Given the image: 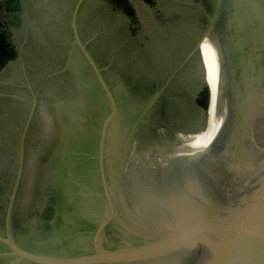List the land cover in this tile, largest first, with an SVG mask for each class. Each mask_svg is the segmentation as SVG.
Listing matches in <instances>:
<instances>
[{
    "label": "water",
    "instance_id": "obj_1",
    "mask_svg": "<svg viewBox=\"0 0 264 264\" xmlns=\"http://www.w3.org/2000/svg\"><path fill=\"white\" fill-rule=\"evenodd\" d=\"M85 1L75 0L69 25L99 84L101 104L94 125L73 131L93 157L78 159L83 153L77 151L51 174L53 208L37 240L13 233L34 95L6 195L0 264H264V0H213L223 20L214 35L224 123L211 147L174 157L169 150L176 140L164 147L138 145L157 96L141 110L124 106L80 37L77 21ZM208 106L209 96L207 114Z\"/></svg>",
    "mask_w": 264,
    "mask_h": 264
},
{
    "label": "flooded vegetation",
    "instance_id": "obj_2",
    "mask_svg": "<svg viewBox=\"0 0 264 264\" xmlns=\"http://www.w3.org/2000/svg\"><path fill=\"white\" fill-rule=\"evenodd\" d=\"M74 2H53L55 9L49 15L56 41L47 40L48 46L43 49L38 39L29 34L25 46L15 47L14 61L24 64L28 77H24L28 97L35 95L37 109L45 111L48 120L45 129H41L34 113L25 130L26 145L33 142L38 150L33 156L30 201L22 207L19 190L12 228L16 236L29 241L37 240L48 228L54 200L51 174L81 152L78 159L93 157L91 149L85 147L84 137L73 131L79 125L90 128L88 122L94 125L96 107L101 104L99 84L93 81L71 36L69 18ZM35 17V21H40L38 13ZM77 22L81 39L87 42L109 86L121 94L125 107L130 103V107L141 110L157 96L147 113V123L138 134V145L164 147L176 140L177 130L195 131L206 125L198 133L182 134L188 138L202 137L211 130L214 99L204 42L210 37L218 47L214 34L223 26L213 0H86ZM207 31L199 49L197 44ZM0 91L9 92L4 99L5 109L11 114L8 116L17 121L26 112L28 115V98L18 93L19 87L0 86ZM9 138L10 131L0 124V228L4 225L6 195L16 169V161H11L14 157L9 155L14 148L12 143L7 145ZM67 141L72 142V147H68ZM10 166L14 171L9 174L6 170Z\"/></svg>",
    "mask_w": 264,
    "mask_h": 264
},
{
    "label": "rangeland",
    "instance_id": "obj_3",
    "mask_svg": "<svg viewBox=\"0 0 264 264\" xmlns=\"http://www.w3.org/2000/svg\"><path fill=\"white\" fill-rule=\"evenodd\" d=\"M1 1L2 0H0V6ZM52 1L53 0H4L5 5L2 6L4 10H1L0 8V24L2 25L4 30H6L10 39V43L12 44L14 49L15 47L25 46L26 38L29 34L38 39L37 41L41 43L43 49L45 48V46H48L46 42L47 40L56 41L57 36L54 31L52 32V29L50 28L52 21L49 14L51 12L53 13V10L55 9L53 2H55L56 0H54L53 2ZM31 7L34 11V16L30 15ZM33 11L31 12V14L33 13ZM40 11H43L44 14H39L41 13ZM37 13L40 17V21H35V14ZM47 32H49V34H47ZM14 60L8 63V65L6 66L7 68L0 71V86H2L4 89L6 87L8 89H16L17 87H19L21 92L18 93L28 98V102L25 104V107L27 108V111L29 113L33 98H31L30 96L28 97L29 93L26 89L27 84L24 80V77L26 76L25 66L24 64H21L20 62H16ZM8 93H6V91H0V124L5 125V127L11 133V139L9 138V140L7 141V145L12 143L14 148L12 149V152H9V155L15 158H12L11 161H17L20 135L22 132L21 128L26 121L27 112L20 119L18 118L17 121L8 116L11 114L5 109L6 106L4 105V99L6 98ZM34 113L36 115V121L41 126V129H45L46 125H48L46 112L41 108H39L38 110L37 107H35ZM24 148L26 150V159L24 160V173L18 198L19 203L22 207H24V205H26L27 202L30 201V199L28 200V198L30 196V187L33 179V156L36 150H38L33 142H29L26 145L25 141ZM7 171H9L10 174L12 171H14V169L10 166V169L6 170V172Z\"/></svg>",
    "mask_w": 264,
    "mask_h": 264
},
{
    "label": "bare ground",
    "instance_id": "obj_4",
    "mask_svg": "<svg viewBox=\"0 0 264 264\" xmlns=\"http://www.w3.org/2000/svg\"><path fill=\"white\" fill-rule=\"evenodd\" d=\"M204 43L211 67V86L213 90L214 99L212 110L213 126L211 130H209L202 137L188 138L180 133H176L175 139L178 145H175V147L169 150V153L173 155L172 157L196 155L206 150L216 142V139L218 138V135L220 134L223 127L225 113L221 104V99L223 95V84L220 51L216 45V42L210 37H207Z\"/></svg>",
    "mask_w": 264,
    "mask_h": 264
},
{
    "label": "trees",
    "instance_id": "obj_5",
    "mask_svg": "<svg viewBox=\"0 0 264 264\" xmlns=\"http://www.w3.org/2000/svg\"><path fill=\"white\" fill-rule=\"evenodd\" d=\"M4 2V0H3ZM1 2V10H4L2 6L5 5ZM16 57V52L12 44L10 43V39L6 30L3 29L0 24V70L10 61L14 60Z\"/></svg>",
    "mask_w": 264,
    "mask_h": 264
}]
</instances>
